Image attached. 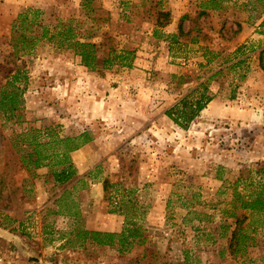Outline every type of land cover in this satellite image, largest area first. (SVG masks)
<instances>
[{
    "label": "rangeland",
    "instance_id": "1",
    "mask_svg": "<svg viewBox=\"0 0 264 264\" xmlns=\"http://www.w3.org/2000/svg\"><path fill=\"white\" fill-rule=\"evenodd\" d=\"M201 1L0 0V250L24 264H264V210L232 197L264 184V0ZM81 42L98 64L113 46L135 59L90 70ZM236 56L245 76L215 75L186 126L166 114ZM223 209L247 217L236 255ZM116 228L110 245L89 233Z\"/></svg>",
    "mask_w": 264,
    "mask_h": 264
},
{
    "label": "trees",
    "instance_id": "2",
    "mask_svg": "<svg viewBox=\"0 0 264 264\" xmlns=\"http://www.w3.org/2000/svg\"><path fill=\"white\" fill-rule=\"evenodd\" d=\"M223 0H202L200 2L201 13L205 12L206 9H217L224 7L221 2ZM238 1V0H237ZM241 1V0H240ZM242 2V1H241ZM244 2V1H243ZM252 0H247V3H242L243 6L248 5ZM261 13L259 12L256 20L261 18ZM164 21L157 20L156 24L158 26H165L168 23V13H164ZM255 20V21H256ZM239 26L237 31H239ZM182 34V28L179 26V33L170 34L167 38L170 41V44H178V38ZM257 33L264 35V18L260 19L257 24ZM190 42H196L197 37L191 36ZM81 46V50L77 52V54L81 58V64L90 70H106L110 69L112 66H120V67H127L130 68L133 64L135 59V49H128L122 48L118 49L117 47L113 46L107 54L101 58L100 64L97 62V54L96 48L94 43L91 42H81L78 43ZM172 45H169V50L172 51ZM243 45H240L236 48L235 53H242ZM218 55V52L209 49L208 47L203 48V57L205 58V65H210L215 61V57ZM233 60V62L229 63L228 65H224L221 67H214L213 72L205 77L203 81H200L195 87H193L188 93L183 95L174 105H172L167 111L166 114L173 119V121L179 125L186 126V124L195 117L206 105L207 103L213 98V95L209 93L208 90V83L209 81L214 78L215 75L222 73L225 69L234 68L238 69V78H243L246 74L247 69L244 68L245 60L247 57L240 58ZM221 62L219 65H222ZM203 65V64H201ZM244 68V69H243ZM243 72V73H242ZM235 85L237 83H234ZM7 96H9L7 94ZM47 157H43L45 160ZM36 166L40 165L39 162L35 163ZM67 170L61 171V174L66 173L65 179L61 178V181H66L68 175L71 173L72 170L71 164L68 162ZM62 176V175H61ZM261 193L255 195H246L241 192H238L236 189L232 192V197H236L239 200L238 207L242 210H264V184L257 182ZM257 186V187H258ZM234 207H237L234 205ZM224 216L227 218H233V227L228 236V248L232 255H236L239 250H244L245 247L248 245V240L251 239L248 232L245 231L244 226L242 225L246 220V215L244 214H237L234 213L232 210H221ZM129 231V235L132 233L131 229L127 228ZM88 233L85 231L84 234ZM92 236L97 239V242L100 244L110 245L113 244V238L115 236H121L123 233L120 234L110 233V232H101V231H92L89 232ZM123 237L127 239V236ZM244 252V251H243Z\"/></svg>",
    "mask_w": 264,
    "mask_h": 264
},
{
    "label": "built area",
    "instance_id": "3",
    "mask_svg": "<svg viewBox=\"0 0 264 264\" xmlns=\"http://www.w3.org/2000/svg\"><path fill=\"white\" fill-rule=\"evenodd\" d=\"M0 264H24L23 261L12 251L0 250Z\"/></svg>",
    "mask_w": 264,
    "mask_h": 264
},
{
    "label": "crops",
    "instance_id": "4",
    "mask_svg": "<svg viewBox=\"0 0 264 264\" xmlns=\"http://www.w3.org/2000/svg\"><path fill=\"white\" fill-rule=\"evenodd\" d=\"M69 163L71 164L70 161H69ZM63 173H64V174H63V176H61V178H64V179H65L64 176H65L66 173H65V172H63ZM67 179H69V178H67ZM120 231H121V230H120V229H117V228H116V229H112V232H116V234H117V232L120 233ZM101 232H103V231H101Z\"/></svg>",
    "mask_w": 264,
    "mask_h": 264
}]
</instances>
